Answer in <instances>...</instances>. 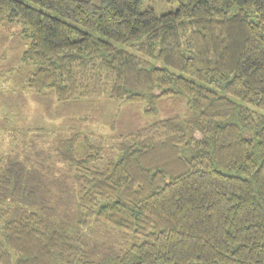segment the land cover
<instances>
[{"label":"trees","instance_id":"obj_1","mask_svg":"<svg viewBox=\"0 0 264 264\" xmlns=\"http://www.w3.org/2000/svg\"><path fill=\"white\" fill-rule=\"evenodd\" d=\"M142 1L0 0V25L29 38L27 88L148 112L183 94L196 114L120 135L104 168L89 135L79 152L80 135L61 139L59 177L36 145L4 149L0 264H264V0H170L162 14ZM99 224L128 246L103 254Z\"/></svg>","mask_w":264,"mask_h":264},{"label":"rangeland","instance_id":"obj_2","mask_svg":"<svg viewBox=\"0 0 264 264\" xmlns=\"http://www.w3.org/2000/svg\"><path fill=\"white\" fill-rule=\"evenodd\" d=\"M178 6L170 0H143L140 7L142 10L151 7L157 14H162ZM28 40L20 23L0 25V153L13 144H17L18 149L34 144L42 152L45 165H50L42 172L59 177L61 172H67L64 164L54 161L57 155L52 149L61 139L80 135L75 141L79 149L85 135H89L92 143L101 146L100 158L90 166L104 168L109 159L119 156L115 145L120 135L175 115L191 125L196 121V114L189 107L190 99L183 94L159 99L149 112L145 102H117L107 96L79 98L65 103L54 95H40L25 86L35 69L34 64L22 60ZM34 158L37 160L39 156ZM62 179L63 184L73 182L70 176ZM56 196L58 198L59 193ZM74 212L75 207L71 213ZM89 231L100 251L102 248L98 245H103V254L112 246L122 242L127 244L122 246H128L131 241L129 235L102 224L93 225Z\"/></svg>","mask_w":264,"mask_h":264}]
</instances>
